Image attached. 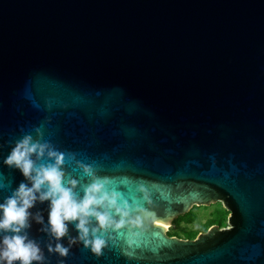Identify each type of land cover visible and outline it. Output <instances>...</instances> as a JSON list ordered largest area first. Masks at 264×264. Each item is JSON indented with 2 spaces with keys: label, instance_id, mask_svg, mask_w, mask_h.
Masks as SVG:
<instances>
[{
  "label": "water",
  "instance_id": "95a60500",
  "mask_svg": "<svg viewBox=\"0 0 264 264\" xmlns=\"http://www.w3.org/2000/svg\"><path fill=\"white\" fill-rule=\"evenodd\" d=\"M25 135L124 221L99 256L69 223L64 257L32 221L46 264H264V0H0V201L28 183L4 163ZM218 201L228 227L168 235Z\"/></svg>",
  "mask_w": 264,
  "mask_h": 264
},
{
  "label": "clouds",
  "instance_id": "9594fccd",
  "mask_svg": "<svg viewBox=\"0 0 264 264\" xmlns=\"http://www.w3.org/2000/svg\"><path fill=\"white\" fill-rule=\"evenodd\" d=\"M41 160L44 162L38 163ZM62 160V154L47 142L33 140L31 135L18 140L5 158L4 163L18 169L28 183L21 182L0 201V264H46L40 245L28 233L32 221L42 225L41 231L56 241L47 246L48 252L61 257L69 251V247L60 243L61 238L68 237L69 223H74L77 231L75 237L68 238L69 246L80 241L96 256L101 255L106 243L97 233L109 226L120 228L124 223L123 220L113 223L109 214L101 211L106 204L112 207L115 197L105 193L100 182L94 180L87 185L82 196L68 186L75 182L64 181ZM84 170L90 174L89 169ZM38 201H48L46 223L40 212L30 211ZM93 219L95 226L90 228Z\"/></svg>",
  "mask_w": 264,
  "mask_h": 264
},
{
  "label": "rangeland",
  "instance_id": "374dc122",
  "mask_svg": "<svg viewBox=\"0 0 264 264\" xmlns=\"http://www.w3.org/2000/svg\"><path fill=\"white\" fill-rule=\"evenodd\" d=\"M188 213L191 219L189 222L180 220L167 226L169 235L194 239L198 234L206 232L212 225H218L220 228L229 226L230 211L220 201L207 206L195 205Z\"/></svg>",
  "mask_w": 264,
  "mask_h": 264
},
{
  "label": "trees",
  "instance_id": "16d2710c",
  "mask_svg": "<svg viewBox=\"0 0 264 264\" xmlns=\"http://www.w3.org/2000/svg\"><path fill=\"white\" fill-rule=\"evenodd\" d=\"M180 220H185L187 222H189L191 219H190V213H187L185 215H181L179 216L178 218H176V220L174 221V223L180 221Z\"/></svg>",
  "mask_w": 264,
  "mask_h": 264
},
{
  "label": "flooded vegetation",
  "instance_id": "af4514ba",
  "mask_svg": "<svg viewBox=\"0 0 264 264\" xmlns=\"http://www.w3.org/2000/svg\"><path fill=\"white\" fill-rule=\"evenodd\" d=\"M169 235V234H168ZM170 236H173V235H170Z\"/></svg>",
  "mask_w": 264,
  "mask_h": 264
}]
</instances>
